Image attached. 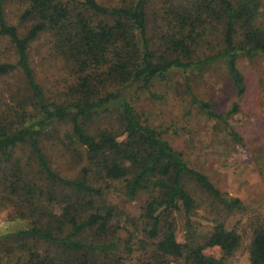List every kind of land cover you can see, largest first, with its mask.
Listing matches in <instances>:
<instances>
[{"label":"trees","instance_id":"trees-1","mask_svg":"<svg viewBox=\"0 0 264 264\" xmlns=\"http://www.w3.org/2000/svg\"><path fill=\"white\" fill-rule=\"evenodd\" d=\"M6 1L0 0V38L12 44L16 60L0 63V77L19 73L23 86L9 90L20 107L0 114V209L9 206L17 218L29 221L13 235L68 251L77 264H98L96 255H102L101 264H120L113 252L117 245L110 241L119 229L112 225L117 208L107 201L114 191L130 200L144 196L136 219L146 237L155 240L160 264L164 257L221 264L203 250L217 246L229 255L240 236L222 223L197 235L191 221L197 204L185 181L229 208L240 201L224 200L205 174L140 120L132 99L172 70L187 74L218 62L242 92L238 58L264 56L259 0H156L155 8L154 0L116 6L96 0H18L27 3L20 15L30 22L24 34L7 21ZM41 34H49L54 54L75 74L73 83L57 94H47L30 63L29 45ZM203 47L208 51L196 56ZM187 83L191 102L208 118L226 123L237 110L233 104L224 113L214 111ZM58 126L64 127L57 134L61 148L80 159L74 177L53 168L40 143ZM21 147L28 149L32 165L15 154ZM179 217L186 229L182 242L176 236ZM38 256L32 250L27 264L54 262L47 254L41 260ZM249 264H264L262 229L253 234Z\"/></svg>","mask_w":264,"mask_h":264},{"label":"rangeland","instance_id":"rangeland-1","mask_svg":"<svg viewBox=\"0 0 264 264\" xmlns=\"http://www.w3.org/2000/svg\"><path fill=\"white\" fill-rule=\"evenodd\" d=\"M105 6H116L132 0H96ZM155 1L151 6L156 7ZM257 21L264 20V0H259ZM27 3L18 0L5 2L7 21L24 34L30 22L20 19ZM153 9V8H152ZM49 34H41L28 48L30 63L38 83L48 95L57 94L73 83L75 74L56 56L51 47ZM207 48H197L195 55H202ZM16 55L12 44L0 38V63L14 62ZM237 68L243 77L244 90L236 91L222 62L212 63L202 69L194 68L183 74L179 70L168 72L154 82L150 89L140 90L132 99L139 118L156 128L170 145L178 150L184 160L194 169L205 174L226 201L237 198L240 203L227 207L192 182L185 186L194 198L197 207L191 216L197 235L211 232L215 224L222 223L240 236L239 246L229 255L223 256L219 247H208L203 253L221 259V264H249V247L255 230H264V56L244 55L238 58ZM189 89L211 108L224 113L236 104L237 110L227 122L210 119L191 102ZM23 86L21 74L0 77V114H12L19 108L17 100L9 93L10 88ZM28 114L31 108H24ZM35 116L33 120H35ZM40 139L42 149L51 166L65 177H74L81 165L79 157L61 148L57 134L64 127H57ZM50 130V129H49ZM48 130V132H49ZM47 132V133H48ZM32 165L31 154L26 147L15 153ZM107 201L116 206L118 215L113 226L119 229L110 241L116 243L114 256L120 264H160L155 253V240L148 239L141 230L139 220L144 196L130 200L117 192H110ZM29 221L17 218L11 207L0 209V264H27L33 250L41 260L45 254L54 257L53 264H77L76 256L68 251L55 249L40 242L17 239L13 234L26 228ZM122 227V228H121ZM184 219L177 220L178 241L185 237ZM109 241V242H110ZM98 257L101 264L102 255ZM164 264H184L181 259L164 257Z\"/></svg>","mask_w":264,"mask_h":264}]
</instances>
